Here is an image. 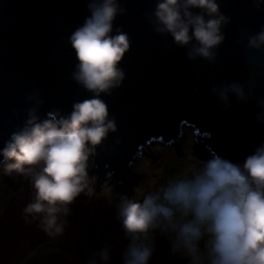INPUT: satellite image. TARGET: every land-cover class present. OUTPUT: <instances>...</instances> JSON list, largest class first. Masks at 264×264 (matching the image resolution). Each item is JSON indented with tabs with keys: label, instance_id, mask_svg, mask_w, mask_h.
I'll return each mask as SVG.
<instances>
[{
	"label": "clouds",
	"instance_id": "clouds-1",
	"mask_svg": "<svg viewBox=\"0 0 264 264\" xmlns=\"http://www.w3.org/2000/svg\"><path fill=\"white\" fill-rule=\"evenodd\" d=\"M154 2L155 8L146 15L155 33L170 35L177 47L187 49L189 60L215 61L214 50L225 40L222 29L231 20L221 12L218 0ZM261 4L264 0H254L253 6ZM87 8L89 15L70 34L69 43L77 60L72 78L91 96L74 102L67 115L53 109L43 118L42 101H37L23 125L0 147L4 174L23 176L33 189V198L23 209L26 223L37 221L50 239L64 234L75 200L81 194H95L90 159L117 131L101 96L121 87L125 72L120 63L131 44L121 28L113 34L117 16L127 11L121 0H88ZM247 45L264 48V27L248 37ZM212 91L216 92L215 85ZM229 94L238 102L246 99L237 83L222 86L219 96L225 111ZM116 218L128 241L120 253L121 264H149L157 234L168 239L169 254L187 264H264V142L242 163L212 152L142 200L121 196ZM113 247L105 242L85 264H111Z\"/></svg>",
	"mask_w": 264,
	"mask_h": 264
},
{
	"label": "water",
	"instance_id": "water-1",
	"mask_svg": "<svg viewBox=\"0 0 264 264\" xmlns=\"http://www.w3.org/2000/svg\"><path fill=\"white\" fill-rule=\"evenodd\" d=\"M87 2L0 0V147L37 101H42L43 118L53 109L67 115L74 102L91 96L72 78L77 60L69 43L89 15ZM218 2L231 20L222 29L225 40L214 50L215 61L209 62L189 60L187 49L177 47L170 35L153 31L146 14L155 8L154 0H121L127 11L117 16L113 34L121 28L131 44L120 63L125 72L121 87L101 96L117 131L92 160L91 177L97 174L100 184L105 177L114 182L116 193L133 192L131 184H138L140 176L132 167L152 143L174 145L184 156L180 140L185 126L195 129L193 157L200 161L216 152L242 163L264 142V48L247 45L248 37L264 27V4ZM234 82L246 99L238 102L229 94L225 111L219 89Z\"/></svg>",
	"mask_w": 264,
	"mask_h": 264
},
{
	"label": "rangeland",
	"instance_id": "rangeland-1",
	"mask_svg": "<svg viewBox=\"0 0 264 264\" xmlns=\"http://www.w3.org/2000/svg\"><path fill=\"white\" fill-rule=\"evenodd\" d=\"M185 129V138L180 140L184 156L176 153L174 145L154 142L144 157L133 165L132 170L140 176L138 184L133 182L131 191L116 193L111 179L103 178L101 184L97 174L93 176L95 194H81L70 206V215L64 234L50 239L38 226L37 221L26 223L24 207L33 198L29 181L15 173L4 174L0 167V264H85L89 256L105 242L113 245L111 264H121L120 253L128 241L124 237L121 223L116 218V206L121 196L130 199L144 197L148 192L167 183L170 177L188 170L199 162L193 158L195 134ZM155 155L156 160L149 155ZM90 159L89 175L92 174ZM112 182V183H111ZM107 187V190H104ZM139 189V190H138ZM139 191V192H138ZM168 239L157 234V248L149 264H168L165 258ZM187 264V263H185Z\"/></svg>",
	"mask_w": 264,
	"mask_h": 264
},
{
	"label": "trees",
	"instance_id": "trees-1",
	"mask_svg": "<svg viewBox=\"0 0 264 264\" xmlns=\"http://www.w3.org/2000/svg\"><path fill=\"white\" fill-rule=\"evenodd\" d=\"M104 190H107V187H104ZM134 194H137V191H135ZM142 199H143V197L135 198V200H137V201L142 200ZM169 249H170V244L168 241V243L166 245V253H165V258H166L168 264H185V263H187V261L180 256H171L169 254Z\"/></svg>",
	"mask_w": 264,
	"mask_h": 264
},
{
	"label": "bare ground",
	"instance_id": "bare-ground-1",
	"mask_svg": "<svg viewBox=\"0 0 264 264\" xmlns=\"http://www.w3.org/2000/svg\"><path fill=\"white\" fill-rule=\"evenodd\" d=\"M185 135V134H184Z\"/></svg>",
	"mask_w": 264,
	"mask_h": 264
}]
</instances>
